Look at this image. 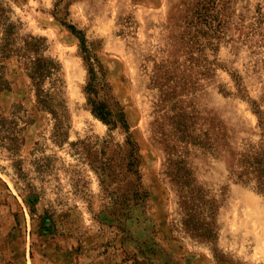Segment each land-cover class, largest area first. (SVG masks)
<instances>
[{
	"label": "rangeland",
	"instance_id": "1",
	"mask_svg": "<svg viewBox=\"0 0 264 264\" xmlns=\"http://www.w3.org/2000/svg\"><path fill=\"white\" fill-rule=\"evenodd\" d=\"M0 9L21 35L46 40L69 114L56 141L24 69L6 62L1 115L30 121L8 122L19 141L0 137V264H264V194L232 175L241 154L264 147V0H0ZM61 19L101 63L138 175L125 171L126 134L90 111L80 40ZM104 157L126 176L102 183ZM170 171L207 203L211 241L185 224Z\"/></svg>",
	"mask_w": 264,
	"mask_h": 264
},
{
	"label": "trees",
	"instance_id": "2",
	"mask_svg": "<svg viewBox=\"0 0 264 264\" xmlns=\"http://www.w3.org/2000/svg\"><path fill=\"white\" fill-rule=\"evenodd\" d=\"M60 21L80 40L82 57L88 70V81L84 91L90 111L96 118L105 123L110 131L119 129L126 134L124 145L127 150L128 163L125 165V171L138 175L137 147L132 141L130 127L124 110L122 107L113 105L111 98L105 93L104 83L102 82L104 70L98 57L87 47L86 39L81 35V31L77 30L74 25L65 19ZM20 27L21 23L12 22L7 11L0 9V95L10 85L6 62L15 58L30 79L31 87L35 93L36 104L41 110L48 112L52 116L56 126L54 137L56 141L61 142L67 138L69 121L67 104L61 94L62 81L58 77L61 72V65L57 60L46 55L48 44L44 38L30 34L21 35ZM46 84L49 86L46 87ZM102 91L103 94H100ZM16 118L23 120L24 124L30 121L28 115ZM15 119L12 118V120L7 121L1 115L0 107L1 140L19 141L18 136L14 135L8 127V122L14 126L18 124V120ZM107 143L109 144L110 141L106 139L101 146L103 155H106ZM103 159L100 162V169H96L102 183L109 178L117 180L120 176H126L124 172L115 173L114 169H112L110 158L104 157ZM120 170L123 171V169ZM169 173L173 182L179 186L181 205L187 217L184 221L185 224L190 225L192 230H195L196 238L211 241L216 232L213 231L210 222L206 221L208 218L205 213L207 203L201 201L202 196H197L191 190L186 189V181H181L182 175L171 173V171ZM232 175L245 183L253 182L256 189L264 194V147L261 150L256 149L252 152L241 154L238 159V165L232 171ZM140 196L141 194L135 189L133 194H131V199L139 200Z\"/></svg>",
	"mask_w": 264,
	"mask_h": 264
}]
</instances>
